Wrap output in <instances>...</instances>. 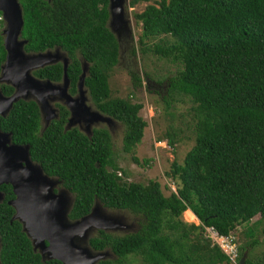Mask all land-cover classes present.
I'll return each instance as SVG.
<instances>
[{
    "label": "trees",
    "instance_id": "obj_1",
    "mask_svg": "<svg viewBox=\"0 0 264 264\" xmlns=\"http://www.w3.org/2000/svg\"><path fill=\"white\" fill-rule=\"evenodd\" d=\"M18 1L25 51H64L71 91L81 73L78 56L89 62L85 84L92 100L100 111L123 123L122 149L133 153L147 122L140 115L142 103L110 95L108 77L118 62L119 46L107 25L108 0ZM142 1L149 0H129V5ZM135 17L141 22V51L181 65L167 79L168 95L182 93L194 103L195 142L183 161H172L165 172L175 181V191L164 195L154 179L120 185L125 178L112 158L107 128H94L90 137L76 128L64 130V107L60 117L41 130L36 102L19 99L5 117L0 115V129L11 133L13 143L28 144L31 159L73 194L70 219L88 214L96 199L107 208L142 217L134 232L116 235L98 229L89 238L94 251L108 250L116 256L98 264H126L131 255L145 264H232L204 235L203 225H213L226 236L247 224L252 235L251 226L264 219V0H155ZM155 38L159 40L149 42ZM5 55L0 30V69ZM33 74L60 81L62 64ZM0 89L5 95L14 91L5 83ZM175 136L168 133L167 141L161 136L157 141L174 146ZM132 158L138 162L134 154ZM0 190L5 195L0 202V264H63L42 260L33 250L7 203L14 198L12 186L2 184ZM183 212L202 224L184 222ZM256 243L253 239L249 246ZM247 249L248 245L238 248L239 263ZM244 264H264V253L253 260L247 257Z\"/></svg>",
    "mask_w": 264,
    "mask_h": 264
},
{
    "label": "water",
    "instance_id": "obj_2",
    "mask_svg": "<svg viewBox=\"0 0 264 264\" xmlns=\"http://www.w3.org/2000/svg\"><path fill=\"white\" fill-rule=\"evenodd\" d=\"M126 0H108V27L115 35L118 46L122 32H127V20L124 15ZM0 12L6 22L1 31L6 51L5 60L0 69V81L11 85L14 91L4 95L0 91V115L5 117L13 104L19 99L34 100L39 105L40 114H46V124L57 116L55 108L49 103L50 97L59 96L70 109L71 117L65 129L73 124L74 115L89 114V121L110 122L112 118L84 105L86 100L83 80L88 69L83 59L81 74L78 77L76 98L69 95L67 89L69 79L67 55L60 61L58 50L48 49L40 52H26L27 40L21 38L23 26L22 7L18 0H0ZM61 50V49H60ZM65 53V52H64ZM66 54V53H65ZM62 63L63 75L60 83L34 76L33 70L53 63ZM46 125V126H47ZM45 126V127H46ZM58 179L47 175L41 165L34 162L29 154L28 144H16L11 140V133L0 129V186L10 184L14 198L7 203L15 212L13 219L22 224L23 231L31 239L33 250L38 252L42 260L57 259L63 264H98L107 256V250L94 251L89 243L88 232L91 228L107 229L121 225L116 217L101 212L102 205L97 199L91 211L79 219L71 220L68 212L72 206L71 193L66 188L54 192ZM128 186L129 181L119 182ZM0 190V202L4 199ZM103 206V205H102ZM200 228L197 230L199 231ZM246 253L240 258L244 264Z\"/></svg>",
    "mask_w": 264,
    "mask_h": 264
},
{
    "label": "rangeland",
    "instance_id": "obj_3",
    "mask_svg": "<svg viewBox=\"0 0 264 264\" xmlns=\"http://www.w3.org/2000/svg\"><path fill=\"white\" fill-rule=\"evenodd\" d=\"M154 1H142L134 6L129 5V0L125 1L124 15L127 20V32H122L118 62L113 66L108 77L112 97L129 96L134 101L142 103L140 115L147 122L143 137L140 143L136 145L133 153H126L122 149L123 123H116L113 120L114 125L111 127L112 120L109 123L98 121L103 123H95V126L102 125L109 130L113 150L112 158L119 166L123 178L129 182L139 181L143 183L150 179L157 180L161 185L163 194L168 196L171 191H175L176 185L175 181L167 177L165 172L170 170L172 161L181 163L186 152L195 142V119L192 109L194 103L188 95L182 93L174 92L168 95L167 79L174 76L181 65L152 52L144 53L137 43V38L141 33V22L135 17V14L140 13L147 4L154 3ZM5 26L6 22L0 15V30L2 31ZM158 40L155 38L149 42ZM58 55L61 61L66 54L59 49ZM78 57L81 66L84 58ZM86 63L88 69L84 76L83 89L90 109L98 111L95 103L91 100L89 88L85 84V79L90 70V63ZM1 83L2 81H0ZM60 99L50 97L49 103L54 108L52 101H59ZM41 115L43 126L45 125L46 114L41 113ZM81 131L90 135L84 130ZM168 133H176L174 146L166 142L169 138ZM158 136L163 137L166 141H157ZM132 154L138 158V162L133 160ZM69 197L72 199V195ZM100 207L102 213L116 217L121 223L116 228L107 229L108 232L123 235L140 228L142 222L140 215L127 210H117L102 205ZM257 218L258 215L253 217L251 221ZM181 219L186 223L199 224L197 217L194 220H189L184 216V212L181 214ZM251 227L252 235H249L247 224H240L232 234L235 236L239 249L248 245L246 258L249 257L253 260L264 253V219ZM88 233V236L92 237L97 234V229L91 228ZM253 239H256L257 243L250 247L249 244ZM115 258L116 256L107 250V256L104 259ZM126 261L130 264H145L140 256H128Z\"/></svg>",
    "mask_w": 264,
    "mask_h": 264
},
{
    "label": "flooded vegetation",
    "instance_id": "obj_4",
    "mask_svg": "<svg viewBox=\"0 0 264 264\" xmlns=\"http://www.w3.org/2000/svg\"><path fill=\"white\" fill-rule=\"evenodd\" d=\"M55 49V48H54ZM57 63V62H56ZM56 63H53V64H56ZM58 63H60V62H58ZM53 64H50V65H53ZM62 64V63H61ZM34 71V70H33ZM33 73V72H32ZM80 75V74H79ZM34 76H36V75H34ZM37 78H40V79H48V78H42V77H38V76H36ZM50 80V79H49ZM50 81H52L53 83H55V84H57V83H60L61 81H62V79L60 80V81H53V80H50ZM78 81V80H77ZM70 80H69V85H68V89H67V91H68V93H69V95L70 96H72V97H74V98H76L77 96L79 97V94H78V88H77V83H76V89L74 90V91H71L70 90ZM0 91H1V89H0ZM2 92V91H1ZM3 93V92H2ZM13 93V92H12ZM11 93V94H12ZM4 94V93H3ZM5 95V94H4ZM86 96V95H85ZM87 97V96H86ZM56 98H58V99H60L59 98V96H56ZM91 98V97H90ZM91 100H92V98H91ZM34 101V100H33ZM63 101H65V100H63V99H60L59 101H52V104H53V106H54V108H55V110H56V114H57V116L55 117V118H53V119H58L59 117H60V114H61V107H64V109H65V111H64V130H66L65 128H66V126L68 125V123H69V119H70V117H71V112H70V109L63 103ZM87 98H86V100L84 101V105H86V106H88L89 108H90V106L88 105V103H87ZM92 102H93V100H92ZM94 103V102H93ZM37 106H39V105H37ZM40 110V109H39ZM97 110H98V112H100L101 114H103V115H107V114H105V113H103L102 111H100L98 108H97ZM40 112V111H39ZM65 112H66V114H65ZM108 116V115H107ZM89 114L88 113H86V112H84V114L83 115H74L72 118H73V126L72 127H70V128H68V129H71V128H76L77 130H79L80 132H82L81 130H84V131H86V132H88L90 135H87V134H85L84 132H82L83 134H85L86 136H88V137H90L91 135H92V133H93V129L94 128H98V127H105V126H102V125H100V126H95V123H103V122H91L90 123V121H89ZM53 119H51L49 122H48V124L53 120ZM45 120V119H44ZM117 123V122H119V123H122V122H120L119 120H116V119H114V118H112V121L111 122H113V124H112V126L111 127H113V125H114V121ZM45 122V125H43L42 126V115L40 114V125H41V130L47 125L46 123V120L44 121ZM116 127V126H115ZM108 130V129H107ZM109 131V130H108ZM110 133V132H109ZM111 136V135H110ZM34 161V160H33ZM34 162H36V161H34ZM119 175H121V173L119 172ZM122 176V175H121ZM51 177H56L57 179H58V181L59 182H57V184L54 186V192H58L60 189H62V188H65L63 185H62V181L57 177V176H51ZM69 195H72V199H73V194L72 193H70ZM72 220V219H71Z\"/></svg>",
    "mask_w": 264,
    "mask_h": 264
},
{
    "label": "built area",
    "instance_id": "obj_5",
    "mask_svg": "<svg viewBox=\"0 0 264 264\" xmlns=\"http://www.w3.org/2000/svg\"><path fill=\"white\" fill-rule=\"evenodd\" d=\"M202 224L199 220V224ZM204 235L208 237L213 244L219 245L222 251L228 256L232 264H240L238 261L239 251L232 233L229 235L220 234L213 225L204 226Z\"/></svg>",
    "mask_w": 264,
    "mask_h": 264
},
{
    "label": "clouds",
    "instance_id": "obj_6",
    "mask_svg": "<svg viewBox=\"0 0 264 264\" xmlns=\"http://www.w3.org/2000/svg\"><path fill=\"white\" fill-rule=\"evenodd\" d=\"M199 220V219H198Z\"/></svg>",
    "mask_w": 264,
    "mask_h": 264
}]
</instances>
